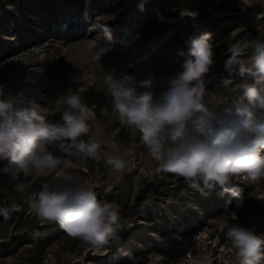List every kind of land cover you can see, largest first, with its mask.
I'll return each instance as SVG.
<instances>
[{
    "label": "rangeland",
    "instance_id": "1",
    "mask_svg": "<svg viewBox=\"0 0 264 264\" xmlns=\"http://www.w3.org/2000/svg\"><path fill=\"white\" fill-rule=\"evenodd\" d=\"M133 1L129 0L118 11L88 17L85 32L68 41L55 36L13 51L16 40L0 32V84L5 91L23 92L37 104L49 107L48 118L52 121L60 120L55 100L69 88L77 91L92 108L95 115L89 121L90 135L101 144L97 159L73 157L57 173L84 180L98 199L114 201L124 227L118 245L94 249L67 236L59 224L41 221L29 209L28 198L38 194L42 184L54 180L56 173L24 178L0 172V206L16 204L21 209L8 221L0 217V264H239L225 237V226L239 223L257 235H264V178L253 184L234 182L243 196L239 207L236 203L229 211L210 217L199 212L197 204L192 202L188 203L186 212L193 215L191 227L181 224L180 218L173 219L168 192L184 179L155 172L156 162L140 140V133L119 122L104 81L109 73L117 78L127 74L139 79L151 74L158 95L166 81L182 71L184 61L190 58L187 41L195 29L193 25L183 30L173 44L166 38L158 45L159 33L182 23L187 13L167 17L141 31L135 38L140 45L130 50L114 34L127 22ZM225 16H235L238 26L219 42H209L215 63L203 77L209 92L206 100L215 107L234 104L241 95V78L237 73L226 72L223 62L230 55L228 49L232 45H238L245 55L253 51L247 45L255 36L246 30L241 17L249 18L264 40V0H214L195 25L212 34L218 18ZM97 25H107L112 30V50L100 61L94 60L92 53L97 31L91 27ZM30 74L33 80H29ZM225 79L232 84L225 87ZM113 149L128 161L122 174L110 171L105 164V154ZM55 154L61 155L58 151ZM261 155L264 156V150ZM5 166L13 168L7 162H0V168ZM156 179L164 185L142 195L143 183ZM20 184L24 185L23 191L17 187ZM149 194L151 204L141 211L139 206ZM231 212L237 214L238 220H231Z\"/></svg>",
    "mask_w": 264,
    "mask_h": 264
},
{
    "label": "clouds",
    "instance_id": "2",
    "mask_svg": "<svg viewBox=\"0 0 264 264\" xmlns=\"http://www.w3.org/2000/svg\"><path fill=\"white\" fill-rule=\"evenodd\" d=\"M91 28L97 31L93 59L100 61L112 50V30L107 25ZM194 29L187 41L190 58L158 95L151 74L139 79L109 73L104 83L119 122L140 133V140L156 162L157 174L183 178L202 195L219 187L221 195L236 197L239 207L243 196L234 182L253 184L264 178V40L248 42L251 55H245L236 44L229 47L223 68L239 75L241 95L234 104L215 107L206 100L209 92L203 79L215 63L211 33L195 24ZM223 84L228 87L232 81L225 79ZM54 107L60 110L58 121L48 118L49 107L37 104L23 92L5 91L0 84V162L13 166L0 168V172L24 178L56 173L54 180L42 184L39 193L28 198L29 209L41 221L59 224L67 236L94 249L118 245L124 227L115 202L98 199L86 181L57 173L73 157L97 159L101 144L90 135L89 124L95 114L71 88L55 100ZM57 151L61 155L55 154ZM105 164L110 171L122 174L128 161L113 149L105 154ZM17 187L24 190L23 184ZM150 204L151 194L139 208L142 211ZM20 210L16 204L0 206V217L8 221ZM229 216L238 220L235 212ZM225 227V237L239 264H264V235L239 223Z\"/></svg>",
    "mask_w": 264,
    "mask_h": 264
},
{
    "label": "trees",
    "instance_id": "3",
    "mask_svg": "<svg viewBox=\"0 0 264 264\" xmlns=\"http://www.w3.org/2000/svg\"><path fill=\"white\" fill-rule=\"evenodd\" d=\"M213 2L214 0H134L128 10L127 22L117 28L114 36L133 50L140 45L135 38L151 23L180 13H195L194 17L187 15L182 23L159 33L158 45L166 38L169 44H173L183 30L193 26L204 15ZM128 3L129 0H0V32L7 33L16 40L13 51L29 48L55 36L68 41L85 32L88 17L91 19L96 13L118 11ZM241 22L254 38L261 39L249 18L241 17ZM237 26L235 16L218 18L210 41L219 42ZM163 185V181L159 179L146 181L140 193L143 195L149 191H157ZM221 193L222 189L217 187L202 195L190 188L185 181L174 185L168 192V199L173 204V219L180 218L181 224L191 227L193 215L186 212L188 203L192 202L197 204L198 211L204 216L213 217L229 211L237 203V198Z\"/></svg>",
    "mask_w": 264,
    "mask_h": 264
},
{
    "label": "bare ground",
    "instance_id": "4",
    "mask_svg": "<svg viewBox=\"0 0 264 264\" xmlns=\"http://www.w3.org/2000/svg\"><path fill=\"white\" fill-rule=\"evenodd\" d=\"M33 79H34L33 74H30V75H29V80H33Z\"/></svg>",
    "mask_w": 264,
    "mask_h": 264
}]
</instances>
